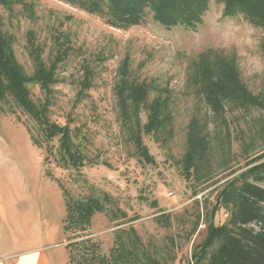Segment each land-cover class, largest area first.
<instances>
[{
	"label": "rangeland",
	"instance_id": "1",
	"mask_svg": "<svg viewBox=\"0 0 264 264\" xmlns=\"http://www.w3.org/2000/svg\"><path fill=\"white\" fill-rule=\"evenodd\" d=\"M224 6L209 0L194 27H166L147 7L144 22L124 29L62 0H0V32L24 74L53 72L50 88L27 83L31 99L47 102L50 119L69 126L81 161L72 164L59 137L46 140L8 96L0 101V197L7 201L4 190L11 189L22 217L62 222L61 240L75 257L68 264H79L83 250L73 243L93 241L109 256L124 229L131 248L159 264H193L212 225L232 227L223 192L264 161V107L242 102L217 70L210 67L208 76L200 57L232 59L247 89L264 98V28L242 14L224 16ZM139 86L145 100L136 110L131 89ZM156 100L163 103L162 123L146 132ZM138 134L153 163L139 154ZM88 197L105 210L86 228L65 230L67 204Z\"/></svg>",
	"mask_w": 264,
	"mask_h": 264
},
{
	"label": "trees",
	"instance_id": "2",
	"mask_svg": "<svg viewBox=\"0 0 264 264\" xmlns=\"http://www.w3.org/2000/svg\"><path fill=\"white\" fill-rule=\"evenodd\" d=\"M79 9L91 14L102 16L106 23L116 28H128L141 24L145 20L147 7H151L153 18L160 21L166 27L173 25H184L194 27L200 22L202 15L208 8L209 0H62ZM224 2V16H235L242 14L246 20L255 26L264 28V0H218ZM264 49V41L262 43ZM200 62L205 73L210 76V69L217 70L218 75L228 88L239 93L242 102L249 105H260L264 107V98L255 95L247 89L240 79L237 65L232 59H227L215 54L211 57L203 54ZM211 67V68H210ZM53 72L39 67L33 77H28L21 69V65L15 59V55L9 49L8 43L0 32V101L12 97L28 115L34 118L43 131V137L50 140L59 137L60 146L67 153L72 164L81 162L72 152V140L68 125L54 122L48 116L49 104L35 103L30 96L27 83L39 81L43 88H50L53 80ZM131 103L138 110L145 100L143 87L131 89ZM206 93L207 89L204 88ZM207 95V94H206ZM49 101V100H48ZM50 102V101H49ZM122 108L127 110V99L121 96ZM163 103L156 100L151 105V112L145 127L146 132L153 131L157 125L162 123L160 118ZM1 109L3 107L1 106ZM138 111L135 113L137 114ZM137 149L143 160L153 163L154 158L148 147L142 141L140 134L135 140ZM187 166L191 163V152L187 155ZM225 204H231L232 227L225 225H212L209 234L200 244L198 250L192 257L193 264H264V161L256 164L232 180L226 186L224 192ZM68 215L65 218V230L72 226L86 228L92 222L96 212L105 210L100 199L88 197L85 200L67 204ZM126 216V213H122ZM255 223L259 229L251 224ZM121 230L115 239L110 255H100L98 244L85 240L73 243L74 246L83 244L80 250L79 264H159V262L146 250L140 251L133 244L129 232ZM131 230V229H130ZM215 240L219 243L214 247ZM71 250L70 260L75 257L72 253V245L67 244ZM132 249V250H131ZM132 262V263H131Z\"/></svg>",
	"mask_w": 264,
	"mask_h": 264
},
{
	"label": "crops",
	"instance_id": "3",
	"mask_svg": "<svg viewBox=\"0 0 264 264\" xmlns=\"http://www.w3.org/2000/svg\"><path fill=\"white\" fill-rule=\"evenodd\" d=\"M10 190H4L10 195L7 201L0 197V264H68L62 222L41 214L22 217Z\"/></svg>",
	"mask_w": 264,
	"mask_h": 264
}]
</instances>
